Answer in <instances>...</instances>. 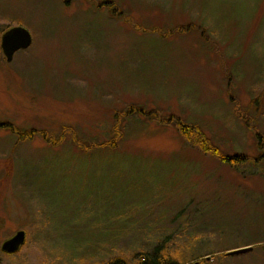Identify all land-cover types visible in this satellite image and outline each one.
<instances>
[{
	"label": "rangeland",
	"instance_id": "rangeland-1",
	"mask_svg": "<svg viewBox=\"0 0 264 264\" xmlns=\"http://www.w3.org/2000/svg\"><path fill=\"white\" fill-rule=\"evenodd\" d=\"M14 27L33 41L8 62ZM257 94L264 0H0V264H107L162 241L184 263L251 247L211 263L264 264ZM132 106L250 160L222 162Z\"/></svg>",
	"mask_w": 264,
	"mask_h": 264
},
{
	"label": "trees",
	"instance_id": "trees-1",
	"mask_svg": "<svg viewBox=\"0 0 264 264\" xmlns=\"http://www.w3.org/2000/svg\"><path fill=\"white\" fill-rule=\"evenodd\" d=\"M106 4H109V5L112 4L111 11H112L113 15L116 16L119 14L118 16L122 15V17H123V12H120L119 9L115 8L113 6V3L105 2L104 5H106ZM135 28H139V27H135ZM168 34H169V32H168ZM168 34H166V36ZM259 103H260L259 98L253 99L252 105H254V107H255V114H256V115H253V118H256V119L258 117L257 114L260 115L262 112V110L259 106ZM128 110L131 112H140L145 116H154L157 119H159L160 121L164 120V122H175L177 124L180 132L182 133L183 137L189 142V144L199 147L205 153L212 154L213 156L222 160V162L229 163V164L233 165V164H240V162L247 163L250 160V158L246 155L227 156L225 154H222L217 148L216 149L211 148V146L209 145V140L206 139V136L202 132L198 131L197 127L188 125V124L184 123L179 118L171 117L168 119H163L156 112H152V111L147 112L143 108L135 107V106L130 107ZM240 118L245 119L246 122L251 121V116H249L248 113H246V112L240 114ZM6 126L12 127V126L6 125V124L0 125V127H2V128L6 127ZM253 128L255 129L256 127L253 126ZM65 130H67V129H65ZM19 135L21 136V134H19ZM22 137H24V136H22ZM257 137L259 139V146L264 147V139H263L264 136L261 134L260 131L257 133ZM60 139H62V138L60 137ZM60 139H58V140L53 139V142H51V143L57 144L60 141ZM50 140L51 139L49 137V141ZM73 141H75V143L78 142L75 139ZM112 141H114V142H112V144L114 146H116L117 137L113 138ZM83 147H85V149H90V147H88L87 145L86 146L84 145ZM263 158H264V156L262 155V157H259L256 160H261ZM166 243H167L166 241H162L160 244L156 245L154 247V249L151 250L150 253L147 252V253H144L143 255H136L135 254V256L132 259L127 258L124 255L114 256L113 258H111L108 261L107 264H134L133 262H137V264H212L211 260H213V259H216V261H218L221 258L227 257L226 253L215 252L212 254L214 258H212L211 260L206 258V257H210L209 255H211V253H209V254L199 255L196 258L188 259L184 263V262H181L178 258H176V256H174V254L172 252H170V250L167 249ZM17 252H15V253L5 252V253H7L9 255H14ZM217 253H219V254H217Z\"/></svg>",
	"mask_w": 264,
	"mask_h": 264
},
{
	"label": "water",
	"instance_id": "water-1",
	"mask_svg": "<svg viewBox=\"0 0 264 264\" xmlns=\"http://www.w3.org/2000/svg\"><path fill=\"white\" fill-rule=\"evenodd\" d=\"M31 33L23 27H14L8 30L1 42L2 51L8 62H11L14 58L16 52L22 49H27L32 44ZM26 241V232L23 230L18 231L12 238L6 240L2 245V250L8 253H15L24 245ZM251 247L237 248L228 251L226 254L228 256H237L240 254H245L251 251ZM210 259V257H206Z\"/></svg>",
	"mask_w": 264,
	"mask_h": 264
},
{
	"label": "crops",
	"instance_id": "crops-1",
	"mask_svg": "<svg viewBox=\"0 0 264 264\" xmlns=\"http://www.w3.org/2000/svg\"><path fill=\"white\" fill-rule=\"evenodd\" d=\"M255 98H259L260 100H262V99L264 98V95H262V97L260 98V96L258 97V94H257V95L254 97V99H255ZM233 101L238 102V101L235 100V99H233ZM251 106H252V105H250L249 107H251ZM253 106H254V105H253ZM259 106H260V108H261V110H262V108H263V107H261V106H263V105H262V102L259 103ZM254 109H255V107H254ZM252 110H253V109H252ZM257 115H258V117H259V114H257ZM258 117H257V118H258ZM261 134H262V133H261ZM262 135H263V134H262ZM263 136H264V135H263Z\"/></svg>",
	"mask_w": 264,
	"mask_h": 264
}]
</instances>
